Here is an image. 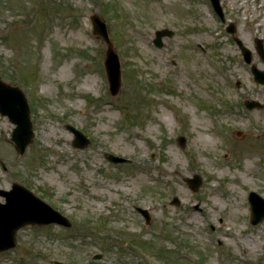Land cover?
I'll return each instance as SVG.
<instances>
[{
	"label": "rangeland",
	"instance_id": "rangeland-1",
	"mask_svg": "<svg viewBox=\"0 0 264 264\" xmlns=\"http://www.w3.org/2000/svg\"><path fill=\"white\" fill-rule=\"evenodd\" d=\"M220 2L225 22L209 0H0V78L26 97L33 130L18 153L0 114V188L17 182L71 221L22 226L0 264H264V218L250 224L247 201L264 197V85L224 29L236 24L264 70V0ZM94 13L119 58L114 95ZM163 27L174 34L156 47ZM66 124L89 142L73 146Z\"/></svg>",
	"mask_w": 264,
	"mask_h": 264
},
{
	"label": "water",
	"instance_id": "water-1",
	"mask_svg": "<svg viewBox=\"0 0 264 264\" xmlns=\"http://www.w3.org/2000/svg\"><path fill=\"white\" fill-rule=\"evenodd\" d=\"M213 9L222 18V11L219 5V0H210ZM91 22L93 25V32L103 38L107 43L105 51V58L103 60L104 69L106 72L109 91L111 94L117 93L121 79L120 69L117 54L112 48L110 39L107 36L105 24L102 19L96 15H91ZM229 32H234L235 27L229 24L226 27ZM173 31L167 28L158 29L155 31L153 43L156 46H161L162 36H171ZM239 49L242 52L244 60L249 63L251 61V52L246 48L241 40L234 37ZM256 47L260 56L264 59V50L262 40L256 38ZM251 72L254 80L258 83H264V71L258 69L254 64L251 65ZM244 104L247 108L260 107L261 104L253 99H246ZM0 113L6 114L10 121L15 123V127L11 133V139L14 141L18 152H22L25 146L30 142L33 135L31 129V122L29 120V109L26 99L21 91L16 86H11L0 79ZM67 128L74 133L73 146L83 147L88 143V138L85 137L79 130L67 125ZM181 144L184 143V138H179ZM107 159L112 162H123L126 159L113 154H107ZM188 186L195 190L200 184V176L194 174L191 178H186ZM21 194V195H20ZM0 195L5 196V203H0V251L11 248L15 244V233L17 229L25 224H48L57 223L63 226H69L70 221L66 216L59 211L53 209L47 203L35 196L30 190L12 183L10 190H1ZM20 196V197H19ZM20 198L14 204L10 205L11 198ZM250 203L251 218L250 222L255 224L264 217V198L257 193L251 191L248 194ZM173 203H178L176 197L172 199ZM146 220L149 218L146 210L139 209ZM97 257V256H96ZM56 264H68L64 262L54 261Z\"/></svg>",
	"mask_w": 264,
	"mask_h": 264
},
{
	"label": "bare ground",
	"instance_id": "bare-ground-1",
	"mask_svg": "<svg viewBox=\"0 0 264 264\" xmlns=\"http://www.w3.org/2000/svg\"><path fill=\"white\" fill-rule=\"evenodd\" d=\"M60 80H64V78L61 77ZM205 140H206L205 136H204L202 133H200L199 136L197 137V141H198L199 143H204Z\"/></svg>",
	"mask_w": 264,
	"mask_h": 264
}]
</instances>
